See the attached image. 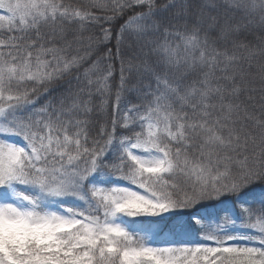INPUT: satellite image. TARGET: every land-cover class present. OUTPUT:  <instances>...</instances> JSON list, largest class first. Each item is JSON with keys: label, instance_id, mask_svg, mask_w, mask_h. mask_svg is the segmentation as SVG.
I'll return each instance as SVG.
<instances>
[{"label": "snow or ice", "instance_id": "6c2138e0", "mask_svg": "<svg viewBox=\"0 0 264 264\" xmlns=\"http://www.w3.org/2000/svg\"><path fill=\"white\" fill-rule=\"evenodd\" d=\"M0 10V264H264V0Z\"/></svg>", "mask_w": 264, "mask_h": 264}, {"label": "trees", "instance_id": "16d2710c", "mask_svg": "<svg viewBox=\"0 0 264 264\" xmlns=\"http://www.w3.org/2000/svg\"><path fill=\"white\" fill-rule=\"evenodd\" d=\"M82 2H87V0H82ZM3 11L0 10V15H3ZM121 21L115 22V28L116 30L119 29V24ZM118 77V73H117ZM73 85H75V81H73ZM68 88V84L66 81H60L58 84L54 85L52 90L45 94V92L42 90L39 96V99L37 100V108H39L40 105L47 104L50 101H54L57 99L61 93L65 92V90ZM97 103L99 100L97 99ZM124 105L121 107V115L123 113ZM109 112H111V107L108 109ZM108 117L105 116L104 119H107ZM13 141H15L17 138L12 137ZM261 191L260 187L254 186V193L259 194ZM253 194V190L249 189L247 190L246 195H241V199H248ZM236 200V197L233 195H225L221 197V199L218 200H211V201H205L203 205L199 209L200 215H206V214H212L215 216V214L222 208H232L233 202ZM191 212V209L185 210L183 213L180 214H174L171 216H165L163 219L161 218H142L145 222L152 221L155 223L156 228L160 231L161 238L162 239H168L171 238V233L176 228V226L180 223H185L188 220L189 214ZM221 215H223L221 213ZM237 227L239 228V223L237 224ZM199 236H203V233H200Z\"/></svg>", "mask_w": 264, "mask_h": 264}]
</instances>
